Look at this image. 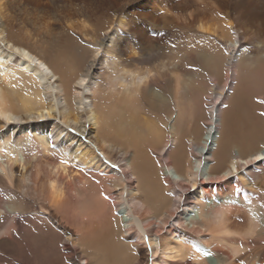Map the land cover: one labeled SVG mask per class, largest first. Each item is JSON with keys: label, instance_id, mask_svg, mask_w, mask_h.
<instances>
[{"label": "bare ground", "instance_id": "1", "mask_svg": "<svg viewBox=\"0 0 264 264\" xmlns=\"http://www.w3.org/2000/svg\"><path fill=\"white\" fill-rule=\"evenodd\" d=\"M33 1L0 0V36L7 46L0 49V251H31L42 264H264V160L254 159L264 156L262 105L241 103L253 114L244 116L242 129L222 98L193 139L192 159L177 130L180 111L172 115L167 142L151 122L138 124L139 102L156 111L167 102L160 90L165 81L177 101L189 85L175 61L150 63L158 41L149 32L165 20L234 35L237 79L240 61L252 54L242 44L244 34L264 36V0H137L132 6L125 0L124 12L115 9L104 21L97 0H49L68 25ZM83 14L100 26L78 18ZM71 32L94 44L77 69L70 63L60 69L29 47L54 51L60 60L64 44L75 40ZM260 43L255 52L264 58ZM87 76L95 82L88 85ZM230 80L221 95L230 92ZM59 99L67 108L65 124L79 121L74 101L89 106L93 145L82 141L81 131L70 144L46 136L50 129L42 120L56 119ZM148 141L168 158L165 184L157 166L138 163L137 149ZM117 151L124 157L118 159ZM174 187L181 190L177 196L166 193ZM28 196L39 204L35 209Z\"/></svg>", "mask_w": 264, "mask_h": 264}, {"label": "rangeland", "instance_id": "2", "mask_svg": "<svg viewBox=\"0 0 264 264\" xmlns=\"http://www.w3.org/2000/svg\"><path fill=\"white\" fill-rule=\"evenodd\" d=\"M126 1H130L128 3L129 6L136 5L139 2L137 0ZM226 1L228 0H225V2ZM124 2L125 0H97V3L94 4L97 16L101 17L103 14H106L102 18V21H104V18L105 20H107L112 17L113 11L115 9H119L120 11L124 12V8L128 5H123ZM40 3L42 4L41 6L49 8L50 11L48 13L52 12L54 20L60 21V24L62 23L59 14L56 13L55 7L49 0H41ZM35 5L36 1L34 0L31 6ZM111 5L114 6V9H110ZM80 17L86 19L90 25L95 24L96 28L100 26V22L97 23V21H93L92 18L87 14L78 16V18ZM62 24H64V22ZM64 25H68V23H65ZM173 25L168 22L166 23V21L163 20L160 28L148 33L149 36L158 41L156 42L158 45V56L151 59L150 63H160L164 60L167 63L169 62L172 64L175 61V63H177L175 65L176 69H179L181 73L185 75V78H187V82L189 85L187 86V88H185L184 92H182V96H180L179 101H177V98L173 93L174 91L172 90L171 86L165 81L163 83V89L160 90H162L164 97L167 99V102L165 103V105L158 107V111L149 107V105L145 103L144 99L141 103L139 102L140 106L138 107V109L142 116V119H140L138 124L146 128L145 123L148 122L149 124V122H151L153 126L155 125L156 128H158L159 133L162 132L166 135L165 141L167 142L170 141V136H172L169 125L172 115H176L180 111L181 116L179 123H177V130L179 131L181 138H183L185 143H187L188 154L192 159L195 157V152L193 151L192 147L193 139L197 138L198 136L200 137L201 133L205 130L206 126L208 125L209 112H211L215 105H219L222 98L224 102L222 104V107L225 108L226 106L229 113H232V111H234L236 117L241 118L240 125L242 129L245 126L243 119L244 116L252 114L251 107L245 109L242 108V102H246V105H252L253 103L261 104V113H264V103H261V101H264V58L255 52L256 48L261 45V43L257 44V41H264V36L257 35L256 33L244 34L242 44L244 45V47H246V51L250 49L252 51V54H250L251 58L244 57L240 61L239 76L236 79L234 72L236 67H234L233 69L231 64V55L234 54V50L230 43V39L234 35L229 34L228 36L223 37L218 36L217 34H209L208 32H204L195 27H186L182 25L179 26L176 24ZM236 27L240 28L238 21ZM68 31L70 32L71 30ZM73 33L75 32H71L70 35L74 36L76 41L74 40V42L70 41L64 44L65 46H63L66 49L62 47L64 48L63 52H61L59 49V53L61 54L60 60L56 57L54 51L49 52L50 50L43 49L38 45L34 46L33 44H31L29 47L33 49L38 55L45 57L51 62L55 61L56 63H58L60 69L65 67V65H70V67H76L77 69L81 66V64L84 65V63L89 59V56L92 54L91 51L94 44L87 40L85 36L80 34L73 35ZM24 42L26 41L24 40ZM172 45H175V47H173ZM5 47L7 48L5 43L2 42V37L0 36V49H5ZM52 47L55 49L59 48L58 45H53ZM229 76H231V80L226 88L229 89L230 92L221 95V87L227 83ZM24 79L26 80V77H24ZM86 79L88 85L95 82L90 78V76H87ZM29 82L33 84V81H31V79H29ZM234 82L237 83L236 89H234L233 87V85L236 84ZM85 90H87L86 97H88L91 94L89 87ZM47 100H49V98H47ZM88 100L89 99L86 98L85 101L89 102ZM62 101L63 99H59L54 109L57 115L55 120L51 117H47L45 120H42V122L47 124V128L50 129L47 135H45L51 138V140H53L54 142L58 141L61 144H70L74 139V136H76V134L78 135L81 131L84 137H82V141L86 144L93 145L91 143V140L93 139L94 132L91 131V128H89V123L86 122L87 112L90 111L89 106L85 104L84 107H80V105L73 100L80 118L78 123L74 120H67V123L65 124L64 122H62V120L64 119L63 114L66 113L67 108L64 101ZM257 126L261 128L263 127L260 121L258 122ZM62 128L71 132V136L66 135L64 131H61ZM232 149L234 150V148ZM161 151L156 149L152 142L148 141L144 147L141 148L140 146V148L137 149V154L139 157L138 163L141 167L144 168L147 163H152V165L157 166L156 168L158 169V177L162 181V183L165 184L166 181L164 179L165 175L163 174V165L167 163L168 158L166 156V153ZM130 152H133V149H131ZM116 153V157L118 159L124 157L122 151H117ZM145 153H147V155ZM260 170L261 169L257 171ZM142 182L143 181H140L141 185ZM144 182L145 183L143 184V188L147 186V180ZM166 189V193H172L173 196H175V194L177 196L181 191L176 187ZM30 198L31 197L28 196V206L35 209L39 204L36 200ZM27 213L32 214L34 213V211H30ZM60 221L61 220L54 218L53 225L56 228H58L59 226L62 227V222ZM62 245L63 244L60 245L61 249H63ZM39 263L42 264L38 260V257L36 259L31 251L22 252L20 256H15L8 251H0V264Z\"/></svg>", "mask_w": 264, "mask_h": 264}, {"label": "snow or ice", "instance_id": "3", "mask_svg": "<svg viewBox=\"0 0 264 264\" xmlns=\"http://www.w3.org/2000/svg\"><path fill=\"white\" fill-rule=\"evenodd\" d=\"M172 46L175 47V45H172ZM25 55H27V54H25ZM35 63H39V61H36ZM261 103H264V101H261ZM260 115L264 116V113H260ZM254 159L255 160H264V156H255ZM234 191H235L236 194H239L241 192V189L240 188H236ZM105 199H108V197L105 196ZM205 255H211V253H205Z\"/></svg>", "mask_w": 264, "mask_h": 264}]
</instances>
